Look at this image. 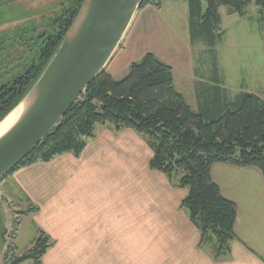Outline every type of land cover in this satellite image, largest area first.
<instances>
[{"label": "trees", "instance_id": "16d2710c", "mask_svg": "<svg viewBox=\"0 0 264 264\" xmlns=\"http://www.w3.org/2000/svg\"><path fill=\"white\" fill-rule=\"evenodd\" d=\"M83 1L66 0V6L62 4V10L45 23L14 31L8 40L1 37L3 74L15 69L19 72L0 84V121L36 84ZM186 1L191 39L198 33L213 39L212 31L220 26V6L240 17L250 4L264 10V0ZM159 2L142 0L139 10ZM195 91L201 90L197 87ZM202 94L196 93V98ZM197 105V111L192 110L176 89L172 68L153 53H146L138 62L130 63L123 78L114 79L104 71L90 81L50 133L13 171L64 153L79 156L87 139L94 137L96 125L108 124L115 131L131 129L145 138L152 150L149 168L163 173L173 186L187 189L180 206L199 231L200 242L215 240V258L226 256L236 238L237 205L222 195L210 169L216 163L253 167L264 179V101L244 93L236 102L214 97ZM177 174L180 176L174 182ZM50 244L49 237L39 231L32 247L10 264H42Z\"/></svg>", "mask_w": 264, "mask_h": 264}, {"label": "crops", "instance_id": "0c3cea01", "mask_svg": "<svg viewBox=\"0 0 264 264\" xmlns=\"http://www.w3.org/2000/svg\"><path fill=\"white\" fill-rule=\"evenodd\" d=\"M152 154L133 130L104 124L79 156L64 153L1 180L3 194L28 208L23 215L51 241L42 264H264V186L259 214L242 208L246 198L229 197L237 205L236 238L215 258V240L201 243L180 206L187 189L150 169Z\"/></svg>", "mask_w": 264, "mask_h": 264}, {"label": "rangeland", "instance_id": "374dc122", "mask_svg": "<svg viewBox=\"0 0 264 264\" xmlns=\"http://www.w3.org/2000/svg\"><path fill=\"white\" fill-rule=\"evenodd\" d=\"M62 1L19 0L0 5V38L3 30L11 31L25 22H33L37 27L42 18L59 11ZM228 9L226 6L218 8L220 26L219 30L212 31V40L203 33L191 39L186 0H160L158 6L148 5L138 10L105 71L114 79H121L128 73L130 63L138 62L146 53H153L172 67L174 85L194 111L199 102L211 101L214 97L229 103L238 101L244 93H253L264 100V10L250 4L245 9L246 14L240 17L229 14ZM2 66L0 58V84L19 72L15 69L3 74ZM194 85L201 90L196 91L197 94L204 92L198 99ZM210 174L224 197L246 198L242 208L259 214L258 203L263 201L261 189L264 186L259 169L216 163L211 166ZM179 176L174 177V182ZM2 190L0 187V264H10L32 247L38 232L32 220L23 215L29 209L14 206ZM6 223L5 230L2 226Z\"/></svg>", "mask_w": 264, "mask_h": 264}, {"label": "water", "instance_id": "95a60500", "mask_svg": "<svg viewBox=\"0 0 264 264\" xmlns=\"http://www.w3.org/2000/svg\"><path fill=\"white\" fill-rule=\"evenodd\" d=\"M142 0H84L50 63L0 134V181L39 144L102 74L129 30Z\"/></svg>", "mask_w": 264, "mask_h": 264}, {"label": "flooded vegetation", "instance_id": "af4514ba", "mask_svg": "<svg viewBox=\"0 0 264 264\" xmlns=\"http://www.w3.org/2000/svg\"><path fill=\"white\" fill-rule=\"evenodd\" d=\"M16 1H19V0H0V5H5V4H10V3H12V2H16ZM66 0H63L61 3H60V5L61 4H63L64 6H66ZM63 5H61V7H60V9H59V11H57L58 13L62 10V8L64 7ZM63 6V7H62ZM52 15H50L49 17H47V18H42L41 19V22H40V24H43V23H45V21L47 20V19H49L50 17H51ZM27 26H29V27H33V22H25L23 25H17V26H15V27H13L12 29H11V31H8V30H3L2 32L4 33V34H2V36L1 37H6L7 38V40L8 39H11V37H12V33L15 31H19L20 29H23L24 27H27ZM1 42H3V39L2 38H0V43ZM2 47H4V45L2 46Z\"/></svg>", "mask_w": 264, "mask_h": 264}, {"label": "bare ground", "instance_id": "6f19581e", "mask_svg": "<svg viewBox=\"0 0 264 264\" xmlns=\"http://www.w3.org/2000/svg\"><path fill=\"white\" fill-rule=\"evenodd\" d=\"M14 116H15V113H12L11 115H9V117L5 121H3L0 124V134L3 133V132H5V130L9 126V124L12 122Z\"/></svg>", "mask_w": 264, "mask_h": 264}]
</instances>
